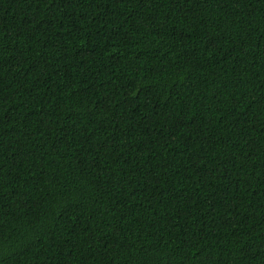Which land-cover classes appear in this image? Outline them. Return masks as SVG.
I'll list each match as a JSON object with an SVG mask.
<instances>
[{
    "label": "trees",
    "instance_id": "trees-1",
    "mask_svg": "<svg viewBox=\"0 0 264 264\" xmlns=\"http://www.w3.org/2000/svg\"><path fill=\"white\" fill-rule=\"evenodd\" d=\"M0 264H264V0H0Z\"/></svg>",
    "mask_w": 264,
    "mask_h": 264
}]
</instances>
